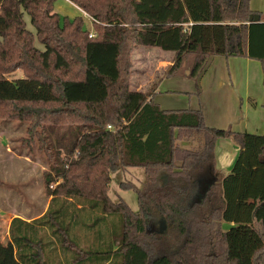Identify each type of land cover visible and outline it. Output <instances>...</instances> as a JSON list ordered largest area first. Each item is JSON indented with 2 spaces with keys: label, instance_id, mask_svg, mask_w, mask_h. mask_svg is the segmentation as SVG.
<instances>
[{
  "label": "trees",
  "instance_id": "16d2710c",
  "mask_svg": "<svg viewBox=\"0 0 264 264\" xmlns=\"http://www.w3.org/2000/svg\"><path fill=\"white\" fill-rule=\"evenodd\" d=\"M70 1L92 28L62 19L56 0H0V119L26 121L25 142L49 163L46 210L10 221L18 262L264 264V133L210 126L201 108L163 109L155 85L131 88L138 46L174 53L167 76L190 56L194 75L212 56L257 59L264 85V13L251 0ZM226 137L240 151L220 180L214 151ZM131 167L145 174L121 183L137 210L109 195L112 174ZM155 217L164 231L150 228Z\"/></svg>",
  "mask_w": 264,
  "mask_h": 264
},
{
  "label": "rangeland",
  "instance_id": "374dc122",
  "mask_svg": "<svg viewBox=\"0 0 264 264\" xmlns=\"http://www.w3.org/2000/svg\"><path fill=\"white\" fill-rule=\"evenodd\" d=\"M252 8L264 13V0H252ZM54 10L65 17L83 16L86 26L92 28V19L70 0H56ZM27 27L34 30L30 16L25 13ZM38 44V41L36 40ZM173 52L159 47L138 46L133 51V75L131 88L148 90L157 86L155 101L163 109H205L210 126L231 128L236 131L264 133V85L261 61L237 56L216 55L209 58L196 75L192 71L193 57L186 59L176 75L167 76ZM249 70V72H248ZM249 75L250 97L246 79ZM22 76V70L9 78ZM248 78V79H249ZM152 88V87H151ZM249 101V104L246 101ZM29 124L20 120L0 119V264H20L15 257V248L8 236V224L14 215L27 218L42 214L48 204L44 171L49 169L44 153L33 149L25 142ZM145 174L142 167L118 170L112 174L109 195L115 201L123 198L133 209H138L137 192L122 188L121 183L141 186ZM209 176H201L198 185L202 192L209 184ZM129 186V185H128ZM115 231L121 232L122 219L114 214ZM230 224L225 223L224 228ZM150 228L164 231L166 222L155 217Z\"/></svg>",
  "mask_w": 264,
  "mask_h": 264
},
{
  "label": "crops",
  "instance_id": "0c3cea01",
  "mask_svg": "<svg viewBox=\"0 0 264 264\" xmlns=\"http://www.w3.org/2000/svg\"><path fill=\"white\" fill-rule=\"evenodd\" d=\"M251 2H252V0H251ZM251 8H252V6H251ZM252 9L255 11H261L262 12V10H259V9H255V8H252ZM244 58H246V57H244ZM171 64H172V62L170 61V65ZM248 72H249V70H248ZM248 72H247V74H243V76H245V77L247 76V79H246L247 92L249 91V89H250L249 86L251 84ZM134 90H140V89L136 88ZM248 97L251 98L249 92H248ZM246 103L249 104V101L247 100ZM202 110H203L204 115H205V109H202ZM205 119L207 122L206 115H205ZM207 124H208V122H207ZM239 151H240L239 144H237L232 138L226 137V138H219L217 140L216 145H215V151H214V156H215L214 164H215V170H216V173L218 176L217 178H220V180H221L223 178V176H225L226 174H228L231 171V169L235 163V160L238 156ZM217 183H218V180H217L216 184ZM210 185H211V183L206 184V186H210ZM49 200H50V198H49ZM49 200H48V204H49ZM48 204H47V206H48ZM15 216H20V217L27 219V220H31V219L37 217V216H35V217L27 218V217H24L21 215H14L13 217H15ZM11 219H10V221H11ZM10 221H9L8 230H7L8 236H9Z\"/></svg>",
  "mask_w": 264,
  "mask_h": 264
},
{
  "label": "water",
  "instance_id": "95a60500",
  "mask_svg": "<svg viewBox=\"0 0 264 264\" xmlns=\"http://www.w3.org/2000/svg\"><path fill=\"white\" fill-rule=\"evenodd\" d=\"M260 18H261V16H260V14L259 13H253V14H251L250 15V23L251 22H257V21H260Z\"/></svg>",
  "mask_w": 264,
  "mask_h": 264
},
{
  "label": "built area",
  "instance_id": "2783aa9c",
  "mask_svg": "<svg viewBox=\"0 0 264 264\" xmlns=\"http://www.w3.org/2000/svg\"><path fill=\"white\" fill-rule=\"evenodd\" d=\"M91 36H94V34H93V33H91Z\"/></svg>",
  "mask_w": 264,
  "mask_h": 264
}]
</instances>
